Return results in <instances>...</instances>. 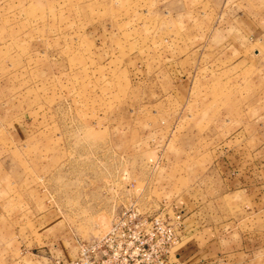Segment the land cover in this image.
<instances>
[{
    "label": "rangeland",
    "instance_id": "374dc122",
    "mask_svg": "<svg viewBox=\"0 0 264 264\" xmlns=\"http://www.w3.org/2000/svg\"><path fill=\"white\" fill-rule=\"evenodd\" d=\"M249 13L264 0H0V264L74 256L132 194L170 210L197 185L203 221L238 209L208 139L259 128L264 59L227 84L240 46L204 43Z\"/></svg>",
    "mask_w": 264,
    "mask_h": 264
},
{
    "label": "crops",
    "instance_id": "0c3cea01",
    "mask_svg": "<svg viewBox=\"0 0 264 264\" xmlns=\"http://www.w3.org/2000/svg\"><path fill=\"white\" fill-rule=\"evenodd\" d=\"M243 21L236 26L237 33L233 35L226 28L227 31L211 27L204 43L210 51L233 40L240 46L238 54L221 61L222 68L215 69L214 76L227 84L247 77L250 66L254 68L255 62L264 59V22L251 13ZM260 122L252 134L240 130L238 136L236 132L226 136L210 135L208 153L219 177L217 191L235 197L238 209L220 214L214 220L210 213L209 220L203 221L197 212L213 205L208 204L209 198L204 197L197 185L187 189L188 193L182 194L172 205V210L182 215L180 240L171 250L173 261L180 264H264V115ZM53 240L49 243L51 250H62L56 236ZM38 242L34 243L37 249L46 245V242L41 245ZM63 250L66 252L65 248ZM56 256L69 258V254L68 257L58 253Z\"/></svg>",
    "mask_w": 264,
    "mask_h": 264
},
{
    "label": "built area",
    "instance_id": "2783aa9c",
    "mask_svg": "<svg viewBox=\"0 0 264 264\" xmlns=\"http://www.w3.org/2000/svg\"><path fill=\"white\" fill-rule=\"evenodd\" d=\"M132 194L99 234L78 240L77 252L53 264H180L171 250L180 240L181 212L152 208Z\"/></svg>",
    "mask_w": 264,
    "mask_h": 264
}]
</instances>
